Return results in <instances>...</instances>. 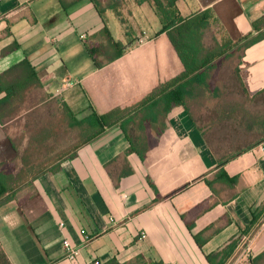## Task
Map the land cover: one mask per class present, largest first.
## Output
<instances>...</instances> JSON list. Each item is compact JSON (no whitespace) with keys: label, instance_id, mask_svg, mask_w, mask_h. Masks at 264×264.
I'll list each match as a JSON object with an SVG mask.
<instances>
[{"label":"crops","instance_id":"obj_1","mask_svg":"<svg viewBox=\"0 0 264 264\" xmlns=\"http://www.w3.org/2000/svg\"><path fill=\"white\" fill-rule=\"evenodd\" d=\"M176 5L182 17L211 9L233 41L256 35L264 15V0ZM105 26L125 52L98 69L86 41ZM161 28L154 0H0V74L26 57L42 84L32 108L0 122L2 170L35 175L0 205V264H210L216 254L228 264L229 245L264 222V39L245 50L234 88L216 86L213 71L183 89L184 105L170 106L169 88L136 107L183 71ZM141 36L148 41L136 46ZM48 103L69 127L79 125L64 103L77 120L133 110L57 156L54 126L31 119ZM23 113L24 136L13 137L9 124ZM64 240L80 249L74 261ZM262 253L264 227L253 257Z\"/></svg>","mask_w":264,"mask_h":264},{"label":"trees","instance_id":"obj_2","mask_svg":"<svg viewBox=\"0 0 264 264\" xmlns=\"http://www.w3.org/2000/svg\"><path fill=\"white\" fill-rule=\"evenodd\" d=\"M178 0H154L159 15L162 28L160 32L166 33L170 44L180 59L183 71L176 78L159 84L145 99L139 102L136 107L144 106L150 103L157 96L170 88V106L184 105L182 91L190 83H203L205 75L216 71V62L219 59H226L237 56L236 73L238 66L245 50L264 39V15L255 20L252 24L256 35L252 33L233 41L224 32L218 19L211 9H207L189 17H182L178 11L176 2ZM98 10H100L98 8ZM101 12V10H100ZM214 26L221 31L223 41L220 42L213 33ZM208 34L211 35L212 44L206 42ZM95 39L86 41L87 50L94 62L96 68H103L107 64L115 61L124 54L125 46L115 41L105 26ZM19 48L17 43L10 45L5 52H13ZM206 87H209L205 83ZM42 88L40 79L28 58H23L18 63L12 65L2 74H0V94L4 96L0 99V122L12 120L25 107L27 102L32 98V93ZM64 116H67L73 123L80 127L90 130L85 141L95 138L103 133L106 128L118 124L123 120L132 109H114L109 113L98 115L93 112L82 120H77L74 113L67 104H63ZM44 135V134H42ZM48 135V134H47ZM143 157V153L141 154ZM229 159L219 160V167L223 168ZM26 161L24 167H26ZM31 169H22L16 176L6 174L0 165V205L12 199L14 191L24 182L34 178ZM224 174V170L222 169ZM239 241H234L229 245L228 250L224 253L223 259L235 250ZM219 257L208 255L207 260L210 264H215ZM264 253L253 257L250 264H262Z\"/></svg>","mask_w":264,"mask_h":264},{"label":"rangeland","instance_id":"obj_3","mask_svg":"<svg viewBox=\"0 0 264 264\" xmlns=\"http://www.w3.org/2000/svg\"><path fill=\"white\" fill-rule=\"evenodd\" d=\"M213 33L217 36V38L220 42L223 41V39H222L223 36H222V34H220L221 31L218 29L217 26H214ZM206 42L209 44H212L210 34H208V37L206 38ZM236 62H237V56L229 57L226 59L222 58L216 62L217 68H216L215 72L219 73L217 75L219 81H217L216 86H218L219 88L223 87L225 89L234 88V85L231 84V82H230V77H231L230 75L231 74L234 75V73H235ZM228 91L229 90H227V91L225 90V93H224L225 97H226V95L230 96L228 94L231 92L228 93ZM40 98L41 97H39V98L34 97L33 99H30L27 102L26 107L32 108V106H34L36 104L37 100ZM239 101H240L239 102L240 104L241 103L245 104V102L243 100H241V98ZM53 106H54L53 104L48 103L46 107L42 108L41 112L33 114L31 116V119H34L35 117H39L41 120L44 121V123H49L48 126H50V125L54 126V128L52 127L53 132L52 131L49 132V135L52 136L53 140L48 142V145L52 149V153H54L58 156L60 154L63 155L66 152H68L69 150H71L72 148H74V146L76 145L77 142L79 143V142L83 141L84 139H86V137L90 133V130H88L85 127V125H84V127H80V126L69 127L65 124V122L61 123L62 121H64V119H62L60 112L52 109ZM36 115H38V116H36ZM26 117H28V114L25 115L23 113L18 118L13 120L12 123L9 124L10 128L15 126L14 128L10 129V133L13 137H17V135H20V136L23 135L24 136L23 123L26 120ZM82 117H83V115L80 114V117H78V118L81 119Z\"/></svg>","mask_w":264,"mask_h":264},{"label":"built area","instance_id":"obj_4","mask_svg":"<svg viewBox=\"0 0 264 264\" xmlns=\"http://www.w3.org/2000/svg\"><path fill=\"white\" fill-rule=\"evenodd\" d=\"M147 41L148 38L146 36H141L137 39L136 46L144 45ZM261 148L264 150V144L261 146ZM263 227L264 222L253 233L241 238L237 245V252L228 264H250V261L253 258L254 240L259 235ZM85 241H89L88 236H85ZM63 244L65 248L66 259L69 261H74L78 257L80 249L73 247L68 240H64ZM94 264L98 263L95 262Z\"/></svg>","mask_w":264,"mask_h":264}]
</instances>
